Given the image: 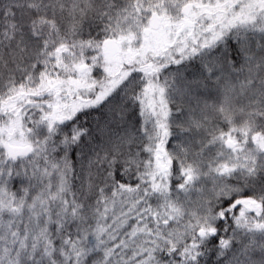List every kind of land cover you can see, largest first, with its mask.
I'll return each mask as SVG.
<instances>
[{"label": "snow or ice", "instance_id": "obj_1", "mask_svg": "<svg viewBox=\"0 0 264 264\" xmlns=\"http://www.w3.org/2000/svg\"><path fill=\"white\" fill-rule=\"evenodd\" d=\"M0 264H264V0H0Z\"/></svg>", "mask_w": 264, "mask_h": 264}]
</instances>
